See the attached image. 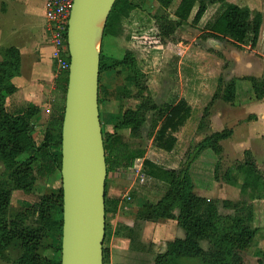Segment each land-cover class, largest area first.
I'll return each instance as SVG.
<instances>
[{"label": "trees", "instance_id": "16d2710c", "mask_svg": "<svg viewBox=\"0 0 264 264\" xmlns=\"http://www.w3.org/2000/svg\"><path fill=\"white\" fill-rule=\"evenodd\" d=\"M161 13L152 16L157 21V32L160 42L164 44L172 34L184 23H187L194 8L191 24L200 22L207 8L225 0H180L175 18L165 14V10L173 0H156ZM145 0H116L106 18L102 40L106 34H117L118 26L132 11H137ZM262 14L260 10H252L247 3L227 4L219 16L208 24L209 35L229 38L235 44H247L255 47L261 30ZM20 57L15 48L4 50L0 61V163L4 167L5 178L0 176V253L13 241L19 240L22 253L18 264H61L62 239V189L60 187L55 199L42 198L37 204L38 225H27V219L19 215L10 217L11 192L20 189L29 192L34 182L33 165L38 164L37 174L41 177L60 174L61 167V129L64 115L65 94L68 71H61L57 81L53 114L47 124L42 140L35 141L33 119L38 112L37 107L30 105L18 114H11L5 108L6 98L16 88L12 78L19 73ZM125 68L126 86L136 88L135 98L140 100L138 106L125 108L120 114L115 129L127 128L132 137H140V127L149 111H156L158 105L150 97L146 83V74L138 67L136 57L131 51L121 59H108L100 50V74L106 70ZM99 94L104 92L100 85ZM255 100L264 98V79L249 77ZM129 92L130 88H126ZM236 95L234 79L226 81L222 75L213 96L204 108L202 119L209 115V106L219 98L225 102H233ZM191 108L186 100L180 99L170 106L163 117L159 129L154 133L158 148L171 151L176 142L174 133L189 118ZM103 143L107 165V179L110 172L129 169L136 158H144L143 151L133 149L121 135L103 132ZM231 135L230 129L216 131L199 141L187 154L180 168H166L154 161L144 158L142 170L150 179L167 185L164 194L155 203H145L139 215L145 220H176L184 230L183 238H176L168 243L167 250L158 253L152 264H171L183 257H195L204 253L201 240H207L212 250L207 254L205 264H245L241 252H245L253 243L256 228L248 225L245 218L234 215H221L218 212L217 200L198 195L194 191L191 166L199 153L211 148L215 153L222 151L220 141ZM57 148H59L57 150ZM25 155L26 158L19 159ZM235 185L240 189H250L256 193H264V173L258 167L252 153L244 151ZM107 200H105V204ZM116 203V202H115ZM223 205L232 207L236 203L223 200ZM238 208V207H237ZM177 212V213H176ZM28 214V212L26 211ZM106 232V229H105ZM49 240L52 254L42 253L45 241ZM104 253V248H103ZM264 258V247L262 249Z\"/></svg>", "mask_w": 264, "mask_h": 264}, {"label": "rangeland", "instance_id": "374dc122", "mask_svg": "<svg viewBox=\"0 0 264 264\" xmlns=\"http://www.w3.org/2000/svg\"><path fill=\"white\" fill-rule=\"evenodd\" d=\"M9 1H13L10 12L14 10L16 13L28 7L32 11V19L42 29L47 28L44 17L45 0ZM26 1L29 3L26 4ZM179 2L180 0H173L164 13L175 18L173 14ZM241 2L247 3L252 10L261 8L259 7L260 0H238L236 3ZM2 6L1 12H7V4L3 2ZM161 11L156 0H145L141 8L132 11L127 18L122 20L118 26L117 34H106L104 39H101L100 44L98 43L104 56L111 60L121 59L128 51L134 54L138 67L146 74L148 94L158 105L157 110L147 112L146 119L140 127V137H132L127 128H114L120 119L122 110L136 107L140 103V100L135 98V87L128 84L130 90L129 92L126 90L128 86H126L127 83L124 79L125 68H118L117 70H106L100 74V85L104 87V92L102 91L100 94L99 114L103 132L119 134L131 148L143 151L144 158L166 168L178 169L195 145L214 133L210 125L211 117L215 110L226 102L217 98L209 106V115L202 119L203 110L210 102L209 96L204 97L190 113L192 120L190 122L185 121L183 126L174 133L176 142L173 149L166 151L157 147L154 133L159 129L166 111L170 106L183 99V95L189 88L195 91L194 86H188L189 80L203 77V72H200V65H206L208 62L207 55L194 50L200 44L198 39H206L210 34L204 31V27H200L199 23L196 25L190 23L192 15L196 11L194 8L188 22L178 28L162 44L157 32V21L152 18L153 15L161 13ZM185 44L195 46L193 48L195 55L192 56V65L188 66V71L180 68V65H183ZM223 44L225 48L238 50H243L244 45H247L242 44L243 46H241L228 40ZM211 50L214 51L215 49ZM261 53L258 50L254 55L263 59L264 56ZM223 61L225 68L228 67L229 61L225 59ZM221 75L226 81L229 80L227 78L229 77L228 70H224ZM260 78L264 79V77ZM246 82L249 84V81ZM210 84L209 81L205 88H211ZM194 98H196L195 101L199 100L197 97ZM33 124V135L35 141H38L41 136L35 130L34 120ZM43 135L44 133L42 138ZM242 154L240 144L228 143L220 153H215L211 148H206L193 161L190 172L195 193L216 199L219 214H235L243 217L248 221V225L257 229L253 243L245 252H241V255L245 264H264V258L261 255L264 247V193L240 189L235 185L240 171L239 164L242 162ZM23 158L26 156L19 157V159ZM144 158H136L129 169H119L108 174L106 232L103 243L104 264H152L158 253L167 250L170 241L183 238L185 235L184 230L176 220H145L140 217L139 211L145 203H155L167 188L165 183L150 179L142 168H139V164L141 161L143 163ZM258 167L264 173L262 160ZM32 168L34 182L30 191L13 188L11 192L10 217L22 216V218L27 219V225L36 227L38 225L37 213L33 215L32 210L37 209L36 204L42 198L48 197L52 201L55 199V195L58 194L61 187V176L55 172L52 175L41 177L37 174L38 164L33 165ZM0 176L5 178L4 167L1 163ZM129 196L131 198L128 199ZM224 199L232 201L236 205L226 207L223 205ZM49 243L50 241L46 240L45 245L47 246L41 251L48 256L52 254L50 247H48ZM200 246L204 253L195 257H183L171 264H205V259L212 250V245L204 239L200 241ZM21 253L20 241H13L0 253V264H18Z\"/></svg>", "mask_w": 264, "mask_h": 264}, {"label": "crops", "instance_id": "0c3cea01", "mask_svg": "<svg viewBox=\"0 0 264 264\" xmlns=\"http://www.w3.org/2000/svg\"><path fill=\"white\" fill-rule=\"evenodd\" d=\"M3 2L7 4V12L2 13ZM26 2V4L29 3ZM236 2L238 0H225L222 3L210 5L199 22L200 27H204V31L209 32L208 24L219 16L227 4ZM11 4L13 1L0 0V61L3 59L5 49L15 48L19 53L20 65L18 75L12 78L16 90L7 96L5 108L11 114H18L30 105L37 107L38 112L33 120L35 130L41 136L36 141L38 143L41 141L42 134L53 114L60 72L57 70L56 61L52 56L48 28L42 29L32 19V11L28 7L16 13L14 10L10 12ZM259 7L262 12V24L255 47L244 45L243 50L225 48L223 43L231 40L223 36L209 35L206 39H198L200 44L194 46V51L198 50L200 54L207 55L208 62L205 66L200 65L203 77L188 81V86H194L195 91L189 88L183 95V99L191 107L192 113L194 106L204 97L209 96L208 100H211L219 77L224 70H228V81L234 79L236 82L235 99L215 110L210 125L213 132L224 129L231 130L230 140L228 141V137L219 142L222 148L225 149L228 143L240 144L242 156L245 150H249L258 165L261 160L264 162V98L262 100L253 99L254 92L249 77H264V58L254 55L256 51L260 50L264 56V0H260ZM185 45L183 65H180V68L188 71L195 52H193V44ZM238 45L243 46L242 44ZM224 59L229 61V66L226 68ZM209 81L212 87L205 88ZM246 81H249V84ZM194 97L199 100L195 101ZM187 120L190 122L192 116H189ZM225 142L227 143L225 144ZM241 158L243 159V157ZM139 168H142V161Z\"/></svg>", "mask_w": 264, "mask_h": 264}, {"label": "water", "instance_id": "95a60500", "mask_svg": "<svg viewBox=\"0 0 264 264\" xmlns=\"http://www.w3.org/2000/svg\"><path fill=\"white\" fill-rule=\"evenodd\" d=\"M116 0H73L61 129V264H104L107 165L99 114L100 48ZM105 14L98 47L94 26Z\"/></svg>", "mask_w": 264, "mask_h": 264}, {"label": "built area", "instance_id": "2783aa9c", "mask_svg": "<svg viewBox=\"0 0 264 264\" xmlns=\"http://www.w3.org/2000/svg\"><path fill=\"white\" fill-rule=\"evenodd\" d=\"M72 3L73 0H45L44 3V17L50 33L52 56L60 72L68 70L69 67L66 37Z\"/></svg>", "mask_w": 264, "mask_h": 264}, {"label": "bare ground", "instance_id": "6f19581e", "mask_svg": "<svg viewBox=\"0 0 264 264\" xmlns=\"http://www.w3.org/2000/svg\"><path fill=\"white\" fill-rule=\"evenodd\" d=\"M104 18H105V14H102L99 17V19L96 21L95 26H94V35H95L96 45H98V43L100 41V36L102 33Z\"/></svg>", "mask_w": 264, "mask_h": 264}]
</instances>
